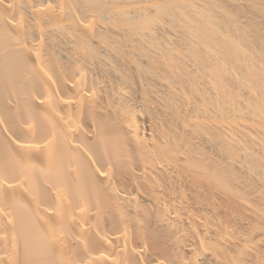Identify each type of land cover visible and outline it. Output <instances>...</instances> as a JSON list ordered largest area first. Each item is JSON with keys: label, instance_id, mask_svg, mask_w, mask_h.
<instances>
[{"label": "bare ground", "instance_id": "bare-ground-1", "mask_svg": "<svg viewBox=\"0 0 264 264\" xmlns=\"http://www.w3.org/2000/svg\"><path fill=\"white\" fill-rule=\"evenodd\" d=\"M0 264H264V0H0Z\"/></svg>", "mask_w": 264, "mask_h": 264}]
</instances>
